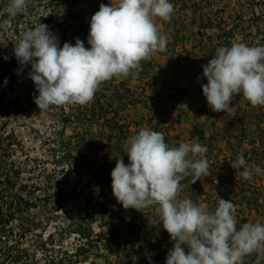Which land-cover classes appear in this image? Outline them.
I'll return each mask as SVG.
<instances>
[{
  "label": "clouds",
  "instance_id": "obj_1",
  "mask_svg": "<svg viewBox=\"0 0 264 264\" xmlns=\"http://www.w3.org/2000/svg\"><path fill=\"white\" fill-rule=\"evenodd\" d=\"M28 2L8 0L0 11V17H6L0 19V32L8 30ZM173 12L170 0L100 4L91 16L88 48L78 37L74 45L64 42L60 47L57 34L39 22L13 45L21 66L17 74L31 65L28 78L38 92L34 103L40 111L50 106L87 105L103 82L121 76L138 78L142 61L167 50V37L155 21L170 22ZM0 44L7 46L2 40ZM202 69L201 79L207 81L201 85L202 93L213 112H230L237 95L253 107L264 106V46L237 42L218 47ZM124 150L129 163L122 156L116 159L111 171L113 196L124 209L155 207L157 218L150 217V222L162 224L174 242L165 264H245V258L253 256L255 264H264V224L246 222L238 229L232 201L220 198L209 212L190 198H178L181 181L190 179L194 184L209 176L207 145L180 142L178 147L170 146L162 132L141 128L127 139ZM249 159L250 154H241L230 161L246 181L264 175V169L250 165ZM94 192L98 195L99 188Z\"/></svg>",
  "mask_w": 264,
  "mask_h": 264
},
{
  "label": "rangeland",
  "instance_id": "obj_2",
  "mask_svg": "<svg viewBox=\"0 0 264 264\" xmlns=\"http://www.w3.org/2000/svg\"><path fill=\"white\" fill-rule=\"evenodd\" d=\"M185 1L188 4L190 3V0ZM199 1L201 10L197 12L196 18H198V21L203 20V22H199L201 26L209 23L210 19L213 22L216 21V26L221 28L225 26L228 28L236 27L238 35L231 42L232 44L242 42L241 34L243 36L251 32L255 34L258 30L260 33L255 34L253 40L249 37L248 40L251 41L247 45L264 46L262 34L264 31L262 20L264 13L259 15L258 21L252 22L247 14H243L239 18L231 12L236 0L232 2L225 0L224 9L215 8L212 5L208 6L209 0ZM100 4L108 5V2L107 0H29L26 10L10 21L8 30L0 32V40L7 45L11 40H18L23 32L30 28L28 24H34L39 16H43L49 20L50 30L57 34L60 47L63 46L64 42H70L74 45L75 38L78 37L88 48L90 47L87 43L90 17L99 10ZM179 4L178 2L172 18L177 19L184 16L183 14L188 16L192 14L191 6H187L184 12L181 11ZM4 7L1 8V11ZM73 22H75L76 25L74 26L77 30L71 27ZM185 22L186 27L183 32L178 34V37H176L175 31L170 25L167 28V24L162 22L159 30L167 37V50L158 52L149 61L141 62L142 66L145 67L143 69L145 77L142 80L135 81V83L149 88L157 86L161 90L159 92L160 99H157L154 103L156 108L152 107V110L158 112L159 116L162 114L164 107L171 102L174 103L175 101L180 106V103L184 104L185 107L182 113L187 112L189 116L179 115L178 122L174 121L172 129L176 130V125L178 126L180 122H183V135L187 133L186 126H192L194 122H197L194 127L200 129L199 115H203L206 122H208L207 131L209 132L210 122L212 121L215 126L211 132L213 131L214 135L218 137L224 125L221 112H213L210 109L203 93L199 94L197 91L194 94L190 90L191 88L202 90L201 85L207 82L206 78L201 79V77L202 65L208 63L206 54L209 43L201 36L203 29L198 30V23L190 26L188 19ZM79 27L80 29H78ZM6 48L7 46L0 44L1 51H5ZM20 67L17 63L13 80L0 88V96L2 97L0 101V134L3 137L8 135L12 143L11 149H8L6 142L2 144V154L5 158H7L6 154H9L11 160L15 162V167L21 170L20 182L27 186L35 184L41 187L35 195L43 197L46 206L50 207L52 202H56L62 195L65 197L63 209L52 215L47 227L28 234L22 239L23 248L28 251L31 264H47L46 259L50 257L57 260L62 258V264H73L75 258L72 257L78 250L85 253L75 264H117L116 259L110 256L102 245L89 243L83 240L79 233H74L87 232V230H91L93 234L105 233L108 228L105 224L111 225L113 222L108 218L109 214L112 213L116 218L115 222H117V213L123 208L113 196L111 179L108 178L116 165V160H113L112 157L118 156L117 150L127 140H121L120 143L113 140L109 144L104 136L107 132L101 125L102 121L97 118L91 121L88 119L89 117L84 119L81 116H79V120H75L71 117L72 114L74 117L77 115L78 109L81 110L82 107L85 108L94 104L95 100L101 99L99 97L105 94L104 86H107L108 83L105 81L100 85L99 90L95 93L96 97L94 96L93 101L87 105L50 106L48 110L40 111L34 103V96L38 95V92L33 81L28 78L31 65H26L18 75L17 70ZM132 79L123 77L122 80L127 85V81ZM171 91H174V93L172 94ZM143 98L141 97L140 101H137L138 97L134 100L136 99V102L142 105L148 102L151 104L149 96ZM62 108L64 109L61 111ZM180 110H182V106ZM196 110H199V112ZM149 114L151 113L149 112ZM120 116L122 122H124L125 117L123 118L121 114ZM63 118L69 119L63 137L64 145L74 156L77 155V152H81L85 156L86 165L83 167L81 176H76L74 172L65 176L64 173H59L60 165L56 164L58 162L55 159L58 158L56 156L62 154L58 146L60 140L58 138L60 128L58 122ZM129 132L128 138L134 131L129 130ZM89 148L92 150L91 154H88ZM106 170L108 171L106 172ZM58 179H62L63 183H57ZM97 187L103 188L101 197H98L94 192ZM223 193L225 194V200H227L225 189ZM86 199H92L93 201H91L90 206L85 205L83 211L78 213L74 206L75 201H78V205L82 207ZM214 206L216 208L218 205ZM91 208H95V213L89 217ZM32 212L36 217L39 216L38 218L45 215L39 208ZM49 235L52 238L51 241L48 240ZM93 239L95 240V238ZM44 242H46L45 248L42 247ZM131 250L135 252V256L132 254V264H146L141 250H138L136 254V248L128 246L125 253Z\"/></svg>",
  "mask_w": 264,
  "mask_h": 264
},
{
  "label": "trees",
  "instance_id": "obj_3",
  "mask_svg": "<svg viewBox=\"0 0 264 264\" xmlns=\"http://www.w3.org/2000/svg\"><path fill=\"white\" fill-rule=\"evenodd\" d=\"M229 1L232 2L233 0ZM170 2L174 5V9L179 2L181 11L184 12L187 6L192 7V14L190 16L183 14L184 16H180L181 18H171L170 22L162 21L163 24H167V28L168 25H170L174 29L176 37H178V34L183 32L186 27V19L189 20L188 23L190 26L203 22V20L200 19V21H198V18H196L197 12L201 10L199 0H190L189 4L185 0H170ZM208 3V6L212 5L215 8H225V0H209ZM234 3L231 12L239 18H241L243 14H247L249 19L255 22L258 21L259 15L264 13V0H236ZM6 4L7 0H0V11ZM3 18L6 17H0V19ZM262 20L264 22V17ZM39 22L49 26V20L43 16H39L34 24L30 23L28 25L32 28ZM74 23L75 22L71 24V27L77 30L75 29L74 25L76 24ZM216 23V21L213 22L209 19V23L202 26L199 24L198 26V30L203 29L201 36L209 43L208 52L206 54L208 61L215 54V50L218 47H230L232 45L231 42L238 35L236 27L228 28L225 26L221 28L220 26H216ZM78 29H80V27ZM258 33L260 32L257 30L255 34L257 35ZM255 34L253 32L245 36L241 34V41L246 44L250 43V41L254 39ZM262 34L264 39V31ZM249 37L251 40H248ZM18 40H11L5 51L0 50V88L10 83L14 78V70L18 61L13 54V45H15ZM4 57H8V59L6 60ZM189 69L191 70V68ZM5 79H7L6 84ZM115 80L116 77H113L111 80L107 81L108 85L104 86L105 94L99 97L101 99L95 100L94 104L85 108L82 107L81 110L78 109L75 117L73 114L71 116L75 120H79V116H81L84 119L89 117L88 119L91 121L95 118L102 121L101 125L107 132L104 136L106 142L109 144H111L113 140L120 143L121 140L126 141L128 139L129 125L122 122L120 113L127 104L137 103L132 97L131 91L127 88L126 82H120L116 89V87H113ZM1 100L2 97L0 96V101ZM230 106V112H221V119L224 125L218 137H216V135H211L208 137L207 143L202 145H207L208 148L206 156L210 165L209 174L214 185L221 188L227 185L230 186L229 192L225 191L227 192L228 201H232L235 205V217L239 229V225L246 222H260L264 224V175H254L252 181H246L240 177L237 170L231 167L230 164V161L234 160L237 156L244 154L245 157H247L250 154V165L259 166L264 169V106L253 107L242 95H237ZM145 107H147L148 111L151 113L149 122L154 123L152 130L162 132L167 144L178 147L179 145L176 141L179 139L177 137L171 138L168 136L170 127L169 108L165 106L162 114L159 116L158 112L152 110V107L150 108L146 104ZM63 109L64 108H62L61 111ZM68 121L69 119L63 118L58 122L60 125L58 130V138H60L58 146L62 154L56 156L58 157L55 158L58 161L56 164L60 165L59 173H64L65 176H67V174L71 175V172H74L76 176H81L83 167L86 165L85 156L82 155L81 152H77V155L74 156L67 150L63 143ZM136 133H138V130H135L133 135ZM197 133L199 136L203 135L200 131H197ZM173 141H175V143H173ZM4 142L7 143L8 149H11L12 143L10 137L8 135L3 137L0 134V264H31L30 255L28 251L23 248L22 239L28 234L47 227L52 219V215H55L63 209L65 197L62 195L56 202H52L50 207L46 206L43 197L35 195L37 191H40V186H36L35 184L27 186L20 182L21 170L15 167V162L11 160L9 154H6L7 158L2 154V144ZM219 143H222V148L219 147ZM91 153L92 150L89 148L88 154ZM117 154V157H112L113 160L122 156L125 164L129 163L124 145H121V148L117 150ZM107 171L108 170H106V172ZM108 179H111V176H109ZM183 181L186 182L187 186H192L191 190L189 189L188 191L187 198L192 199L193 202L197 204V197L203 195L202 189L196 184H191L190 179H185ZM57 183L62 184L63 180L58 179ZM102 192L103 188H99L98 197H101ZM59 194H61V192H59ZM91 201L93 200L86 199L82 207L78 205V201H75L74 206L79 213L83 211L85 205L90 206ZM37 208L45 214L41 215V218H38L39 216L36 217L32 212ZM94 209L95 208L90 209L91 212L89 217L95 213ZM133 211L134 209L131 208H121L117 213V222H115L116 218L112 213L109 214L108 218L113 222L111 225L105 224L108 228L103 234H93L91 230L74 233H79V236L89 243L102 245L106 252L116 259L117 264H132V254L135 252L131 250L125 253V250L128 246L134 248L136 242H143L138 232L140 230V225L135 223L136 217L132 215ZM128 217L129 220L127 221ZM166 237L167 236H164L161 240H158V244L161 245L162 241L165 242L167 240ZM93 238H95V240ZM48 240H52L50 235L48 236ZM42 247H46V242L42 244ZM45 251L47 252V250ZM187 251L188 250L185 249L186 253ZM84 253L85 252L78 250L74 254V257H72L75 258L74 262H71L73 264L77 263V261L83 257ZM166 256L167 252H161L156 255L151 262L152 264H157L159 261L165 259ZM145 257H148L147 251L145 252ZM72 258L69 257L70 260H72ZM247 258L248 257L245 258V264H255V256L250 259ZM46 263L62 264L63 260L62 258L57 260L56 258L50 257L46 259Z\"/></svg>",
  "mask_w": 264,
  "mask_h": 264
},
{
  "label": "crops",
  "instance_id": "obj_4",
  "mask_svg": "<svg viewBox=\"0 0 264 264\" xmlns=\"http://www.w3.org/2000/svg\"><path fill=\"white\" fill-rule=\"evenodd\" d=\"M108 5L110 3H116L117 0H107ZM159 27V29L161 28V24L162 22H160V20L157 18L155 21ZM162 34V33H161ZM143 69H145L144 66H142ZM143 77H145V74H143V71L139 74L138 78H133L130 75L129 80L127 81V88L131 91L132 97L133 98H137V101H140L141 97H146L150 99L151 104H149V102L146 104L148 107H154L156 108V104L154 105V103H156L157 99H160V94L159 92L161 91L157 86L156 87H143V86H139V84L135 83V81L138 80H142ZM128 78V77H127ZM121 79V80H120ZM123 77H116V80L113 83V87H116V89L118 88V85L122 80ZM194 94H196V92L198 91L199 94L202 93V90L200 89H190ZM171 93L173 94L174 91H171ZM144 99V98H143ZM136 100V99H135ZM182 106V110L181 106L178 105L175 101L174 103H170L167 107L169 108L170 114H169V123H170V127L168 130V136L171 138L177 137L179 140L176 141L178 143V145L180 144V142H186V143H195V142H199L201 144H206L207 143V139L209 136L214 135L213 131L211 132L212 128L215 126L214 124H212V121L210 122V130L209 132L207 131V123L205 116L203 115H199L200 116V120H198V122H200L199 126L200 129H196L194 126L197 125V122H194L192 124V126H186V131L187 133L185 135H183L182 133V126H183V122L179 123L178 126L176 125V130L172 129L173 127V123L178 122L179 119V115H184V116H189L187 115V112H185V114H183L182 112L184 111V104L180 103ZM152 105V106H151ZM199 109V108H198ZM197 112H199V110H196ZM201 113V112H200ZM199 113V114H200ZM121 115H123V118L125 117V123L129 124V130L135 131V130H140L141 128H149L152 129L153 126V122H149L150 119V114L149 111L147 109V107H145V105H142L140 103H135V104H127L124 109L122 110V112L120 113ZM197 115V114H196ZM193 116V115H192ZM182 118V116H181ZM175 119V120H174ZM175 121V122H174ZM135 127V128H134ZM134 128V129H133ZM200 131L203 133L202 136H199L198 133H196L197 131ZM130 133V132H129ZM129 135V134H128ZM133 135V132H132ZM181 135V136H179ZM183 140V141H182ZM173 143H175V141H173ZM219 147L222 148V143H219ZM181 181V187H180V191L178 193V198H187V194L189 189L191 190L192 186L191 185H186V182ZM197 186H199L202 189L203 195L200 197H197V204L203 206L207 211L209 212H213L215 210V206L214 205H218V201L220 198L225 199V194L223 193L224 191V187H216L214 185V183L211 180L210 174L209 176L206 177H201L200 180H197L196 183ZM228 201V198H227ZM138 214V216H137ZM132 215L134 217H136V221L135 223L140 225V230L139 232V237H142L143 242L142 243H138L136 242L134 244V249L136 248V254L138 252V250H141L143 252V256H144V262L146 264H149V260H152L156 255L160 254L161 252H167L169 249L172 248L173 246V241H171L169 234L166 232V230L163 229L162 224L160 225H153L150 222V217L155 220L156 214H155V207H149V208H145V209H141V211H137L134 209ZM129 220V217L127 219V221ZM167 236L166 237V241L163 242L162 244H158V240H161L162 237ZM139 245V247H138ZM185 249L188 250L187 246L184 245ZM148 252V257H145V252ZM135 256V254H134ZM251 257H248L247 259H250ZM246 259V260H247ZM166 262V258L163 259L162 261H159L157 264H165Z\"/></svg>",
  "mask_w": 264,
  "mask_h": 264
},
{
  "label": "built area",
  "instance_id": "obj_5",
  "mask_svg": "<svg viewBox=\"0 0 264 264\" xmlns=\"http://www.w3.org/2000/svg\"><path fill=\"white\" fill-rule=\"evenodd\" d=\"M90 20H91V17H90ZM224 189H225L227 192H229V190H230V186H229V185H227L226 187L224 186Z\"/></svg>",
  "mask_w": 264,
  "mask_h": 264
}]
</instances>
